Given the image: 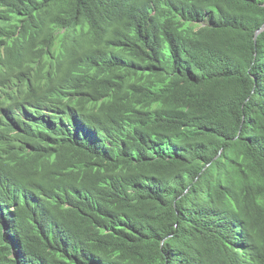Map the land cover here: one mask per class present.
<instances>
[{
	"label": "trees",
	"instance_id": "obj_1",
	"mask_svg": "<svg viewBox=\"0 0 264 264\" xmlns=\"http://www.w3.org/2000/svg\"><path fill=\"white\" fill-rule=\"evenodd\" d=\"M264 0H0V264H264Z\"/></svg>",
	"mask_w": 264,
	"mask_h": 264
},
{
	"label": "water",
	"instance_id": "obj_2",
	"mask_svg": "<svg viewBox=\"0 0 264 264\" xmlns=\"http://www.w3.org/2000/svg\"><path fill=\"white\" fill-rule=\"evenodd\" d=\"M264 29V24L256 31V34H258L260 31Z\"/></svg>",
	"mask_w": 264,
	"mask_h": 264
}]
</instances>
